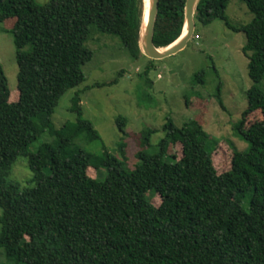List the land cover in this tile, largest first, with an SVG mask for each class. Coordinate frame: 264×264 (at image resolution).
Masks as SVG:
<instances>
[{
	"label": "trees",
	"instance_id": "trees-1",
	"mask_svg": "<svg viewBox=\"0 0 264 264\" xmlns=\"http://www.w3.org/2000/svg\"><path fill=\"white\" fill-rule=\"evenodd\" d=\"M229 1L201 0L195 14L196 24L221 19L247 36L253 84L234 129L248 148L235 150L230 169L219 173L213 158L219 141L196 118L179 126L168 115L154 152L151 137L159 129L144 130L133 168L106 150L84 118L82 91L72 99L78 120L54 127L62 96L86 80L94 30L117 36L133 58L145 56L139 43L145 0H0V23L14 36L19 65L12 92L0 63V264H264V0H240L253 14L241 27L230 22ZM186 2L159 0L157 47L181 35ZM205 74L196 73L195 83L204 84ZM222 86L216 97L225 108ZM254 112L261 118L246 126ZM127 121L116 119L125 135ZM47 130L54 142L30 151ZM81 138L99 141L103 156L76 143ZM178 141L181 157L171 152ZM21 155L33 172L27 185L9 180ZM102 166L105 179L89 174ZM151 194L160 196L158 205Z\"/></svg>",
	"mask_w": 264,
	"mask_h": 264
},
{
	"label": "rangeland",
	"instance_id": "rangeland-1",
	"mask_svg": "<svg viewBox=\"0 0 264 264\" xmlns=\"http://www.w3.org/2000/svg\"><path fill=\"white\" fill-rule=\"evenodd\" d=\"M36 1L42 4L49 0ZM227 15L236 27L253 19V14L240 0L229 1ZM4 28L6 23H0V63L11 91L15 92L19 72L17 47L13 34ZM246 44L244 31L231 29L223 20L216 19L208 25L198 22L187 46L175 55L161 60H153L146 55L135 59L117 36L94 30L87 41L94 57L83 66L86 80L62 96L52 116L54 127L60 128L66 122L78 120V114L71 110L72 99L77 91H82L84 118L99 131L106 150L133 168L138 162L136 155L142 149L144 130L159 129L151 137L150 150L154 152L165 136L162 128L168 115L179 126L196 118L219 141L213 158L218 172L223 173L230 169L234 151L248 148V143L237 136L234 129V124L242 118L248 106L247 91L253 84L248 69L249 59L243 50ZM150 62L153 66L146 72ZM202 70L206 72L205 83L196 84L195 75ZM115 79L117 81L112 82ZM220 81L225 108L216 97ZM260 86L264 89V80ZM187 95L191 96L190 104L186 102ZM119 116L128 120L127 135L122 133L116 122ZM260 118V112L250 114L246 118V126ZM46 142H54L49 130L30 146V151L35 152L40 144ZM76 143L97 157L104 154L99 141L84 142L81 138ZM181 148L178 141L171 152L181 157ZM107 172L103 166L99 170L89 169V174L99 179H105ZM32 177L28 156H19L9 180L27 185ZM150 197L156 205L161 202L158 195L151 194ZM2 213L0 206V217ZM0 259H4L1 248Z\"/></svg>",
	"mask_w": 264,
	"mask_h": 264
},
{
	"label": "water",
	"instance_id": "water-1",
	"mask_svg": "<svg viewBox=\"0 0 264 264\" xmlns=\"http://www.w3.org/2000/svg\"><path fill=\"white\" fill-rule=\"evenodd\" d=\"M149 8L146 11V1L143 22L140 32V47L144 55L153 59L161 60L175 55L183 50L196 29L195 14L201 0H187L185 7V22L181 35L167 47H157L154 42L155 24L159 12V0H149ZM166 50H163V49Z\"/></svg>",
	"mask_w": 264,
	"mask_h": 264
},
{
	"label": "bare ground",
	"instance_id": "bare-ground-1",
	"mask_svg": "<svg viewBox=\"0 0 264 264\" xmlns=\"http://www.w3.org/2000/svg\"><path fill=\"white\" fill-rule=\"evenodd\" d=\"M146 1V11L148 10V8H149V0H145ZM163 50H166L165 48L163 49Z\"/></svg>",
	"mask_w": 264,
	"mask_h": 264
}]
</instances>
